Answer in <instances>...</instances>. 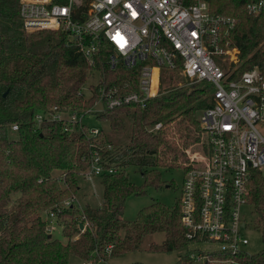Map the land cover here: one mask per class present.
<instances>
[{"label": "trees", "instance_id": "16d2710c", "mask_svg": "<svg viewBox=\"0 0 264 264\" xmlns=\"http://www.w3.org/2000/svg\"><path fill=\"white\" fill-rule=\"evenodd\" d=\"M207 1L210 13L233 19L223 41L237 50L236 64L228 67L233 69L232 77L253 68L264 71V11L251 17L244 11V0ZM17 8L18 0H0V264H68L69 257L86 261L94 252L99 259L109 261L136 251L143 237L155 233L163 234V241L150 244L149 252L170 253L188 243L206 242L185 239L178 224V205L172 210L152 205L133 221L123 220L121 213L125 197L136 190L127 181L125 167L135 166L151 185L158 186L160 176L154 168L186 169L193 153L200 151L201 156H207L197 115L210 106L209 84L172 86L173 74L181 70V62L175 58L173 69H160L158 95L144 107L125 105L94 114L112 134L129 130L123 148L102 129L91 136L84 123L36 125L35 113L54 108L64 116L68 111L86 112L93 106L95 91L88 99L80 92L88 70L98 72V85L105 94L114 96L136 90L137 68L126 70L119 65L109 69V47L104 43L94 66L88 68L65 46L62 33L23 31ZM160 85L164 90L159 91ZM112 90L115 94H110ZM158 123L160 129L153 132L151 128ZM11 126L16 130L11 131ZM94 157L104 168L115 169L113 174L98 177L101 207L85 208L82 215L76 210L61 211L60 204L78 189L77 176L87 172ZM246 190L262 251L233 257L213 252L208 255L209 262L201 264H224L215 261L230 258L239 264H264V177L249 171ZM48 213H54L62 225L65 244L51 240L46 232L41 215ZM84 223L86 227L79 230V224ZM190 254L185 252L176 264H190Z\"/></svg>", "mask_w": 264, "mask_h": 264}, {"label": "built area", "instance_id": "2783aa9c", "mask_svg": "<svg viewBox=\"0 0 264 264\" xmlns=\"http://www.w3.org/2000/svg\"><path fill=\"white\" fill-rule=\"evenodd\" d=\"M244 1L248 16L256 17L264 11V0ZM17 13L27 33H62L65 46L74 50L88 68L94 66L101 43L109 47V69L119 65L126 70L137 68L136 90L110 96L98 87L97 111L67 112L65 117L53 108L35 113L36 125H80L86 114L125 105L142 108L158 95L160 69H173L175 58L180 60V75L186 80L209 84L210 106L197 115L208 154L197 159L193 155L191 166L182 169L178 224L186 240L205 239V243L218 246L210 252L191 253L190 260L209 261L208 255L213 252L231 257L248 255L242 250L247 240L241 234L246 225L240 207L247 205L249 171L264 177V71L253 68L232 77L233 69L228 67L236 64L237 50L223 41L225 29L233 26V19L210 13L207 0H18ZM110 94H115V90ZM160 127L158 123L152 129ZM10 130L15 131L16 126ZM88 130L91 136L97 134V129ZM114 172L94 157L85 174L99 177ZM60 210L82 212L73 196L60 204ZM46 219L48 232L57 217L48 213ZM109 253L110 246L104 251L106 256ZM215 263L239 264L232 258ZM81 264L108 262L94 252Z\"/></svg>", "mask_w": 264, "mask_h": 264}, {"label": "rangeland", "instance_id": "374dc122", "mask_svg": "<svg viewBox=\"0 0 264 264\" xmlns=\"http://www.w3.org/2000/svg\"><path fill=\"white\" fill-rule=\"evenodd\" d=\"M219 64H221V66L223 65L222 62H219ZM173 75L174 76H172L171 78L172 86L176 88L190 87L198 84L197 82L186 80L179 73H174ZM99 78L100 76L98 72L92 70L87 71L85 83L80 90L84 99L90 98L92 90L95 91L98 87H100L98 85ZM159 87V91L164 90L163 86L160 85ZM99 108L100 105L95 104L94 101L93 106L90 108V111H97ZM66 113H64L65 117ZM82 123H84L89 128L95 130L97 129V131L98 129H102L106 134L110 136L112 140L119 143L120 148H123L124 144H126L129 133L128 129L118 134H112L105 124L99 123L91 114H86L82 118ZM152 128L151 130L153 131ZM182 141L183 139L179 141V146H181ZM177 151L179 152V148L177 149ZM193 155L195 156L194 159L201 157L200 151L193 153L191 155V158L193 157ZM153 170H155V172L160 176V180L157 182L158 186L151 185L149 183V180H146L135 166H127L124 168L123 171L127 178V181L136 190L133 191V194H129L124 199L121 213V218L123 220L133 221L141 210L148 209L152 205H161L167 210H172L177 207V200L179 198L183 178V170L181 166L171 168L156 167ZM85 173H79V175L77 176L78 189L73 195L75 203L79 205L82 212L85 208H100L102 200V185L100 184V179L98 177L86 176ZM166 184H169V187H167ZM14 197L15 196L12 197V200L14 199ZM155 210L156 209H153V211ZM82 212L78 211V213L81 215ZM240 215L242 221L246 225L241 234L247 240V244L242 247V250L248 255L257 254L262 251L263 244L260 231H258L254 227V215L252 214L251 207L249 205H242L240 207ZM41 218L43 221L47 222L46 225L48 227L46 215H41ZM66 221L67 219H65V222ZM79 225H81V229L79 230L85 228L83 224ZM61 231L62 225L60 224V222H56L49 225V231L47 233L50 235L51 240H56L61 244H65L66 239L62 236ZM162 241L163 234L161 233L147 235L142 238L141 243L136 251L128 253L116 259H111L107 262L108 264H176L177 260L181 256H183L185 252L190 251V253L192 254H196L198 252L205 253L216 250L218 248V246L215 244L204 242L188 243L185 248L179 249L177 251H172L170 253L149 252L147 250L150 244L159 245L162 243ZM201 263L202 262L190 260V264ZM68 264H81V260L75 257H69Z\"/></svg>", "mask_w": 264, "mask_h": 264}, {"label": "water", "instance_id": "95a60500", "mask_svg": "<svg viewBox=\"0 0 264 264\" xmlns=\"http://www.w3.org/2000/svg\"><path fill=\"white\" fill-rule=\"evenodd\" d=\"M78 228L81 229V225H79Z\"/></svg>", "mask_w": 264, "mask_h": 264}]
</instances>
